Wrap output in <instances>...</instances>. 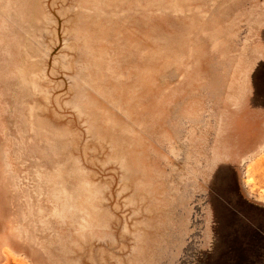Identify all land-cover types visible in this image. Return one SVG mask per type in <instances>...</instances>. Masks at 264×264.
<instances>
[{
  "label": "rangeland",
  "instance_id": "374dc122",
  "mask_svg": "<svg viewBox=\"0 0 264 264\" xmlns=\"http://www.w3.org/2000/svg\"><path fill=\"white\" fill-rule=\"evenodd\" d=\"M0 264H264V0H0Z\"/></svg>",
  "mask_w": 264,
  "mask_h": 264
}]
</instances>
